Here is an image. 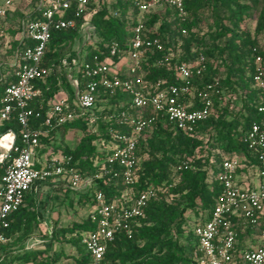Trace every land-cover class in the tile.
<instances>
[{
    "label": "trees",
    "instance_id": "obj_1",
    "mask_svg": "<svg viewBox=\"0 0 264 264\" xmlns=\"http://www.w3.org/2000/svg\"><path fill=\"white\" fill-rule=\"evenodd\" d=\"M32 1V12L22 16L17 28L10 31L11 37L18 35L25 17L37 15L35 6L38 0ZM136 1L89 0L87 11L90 16L87 22L92 31L90 41L83 48L86 58L98 54L102 59L109 57L114 63L125 56L133 27L140 20L144 25L143 36L157 38L161 44L160 50L152 49L146 53L139 71L151 90L157 81L163 82L162 87L180 84L174 73L175 65L195 64L199 57H203L200 63L202 72L191 78V90L196 95L206 85L214 83L222 99H226V95L238 93L240 107L230 112L229 101L220 103L216 96L214 104L219 108L211 117L198 123L192 134L161 122H156L152 130L144 134L137 147L140 162L134 192L138 195L148 186L154 187L156 192L147 200L143 217L137 218L131 225L130 233L118 232L107 245L104 260L109 264H198L194 233L188 229L183 240H179L176 235H180L185 227L200 224L202 215L219 201L221 187L217 174L220 162L224 158L238 156L243 167L237 173L245 175L248 180L258 167L257 152L249 149L242 142V137L249 126L259 120L257 106L264 100V94L252 83L255 58L260 56L264 65V47L257 49L264 35V11L251 34L241 29L240 24L252 12L251 4L258 0H183L186 12L183 19L167 5L141 15ZM207 12L214 30L199 34L195 31L194 22L199 15ZM70 16L71 13H67V17ZM82 20H78V23ZM80 38L79 27L51 32L41 62L48 69V74L43 82L38 81L41 96L34 101L41 111H45L50 100L61 92L68 100L72 99L73 87L66 78L68 67L62 61L76 56L74 45ZM10 42L7 54L12 59L20 44L17 38ZM111 42L119 45V53L115 56H109L105 48ZM13 69L9 65L4 67V75L0 78V97L4 88L15 81L11 76ZM97 99L95 106L100 113L94 125L88 126L85 121L78 120L42 134L36 146L37 154L40 156L49 151L50 155L60 153L69 156L72 166L84 175L99 174L107 169L104 159L109 154L107 146L112 143L109 130L127 132L129 127L119 123L120 113L134 111L122 92L110 95L101 91ZM231 114L230 120L224 118ZM40 124V120L34 122L39 128ZM8 130H12L18 138L19 125L15 118L0 121V135ZM70 131L81 134L73 148L64 143V137ZM183 159H189V166L183 169L180 180L174 182L171 177L174 167ZM6 163L7 160H4L0 164V179ZM35 164L39 165L37 162ZM64 190L69 192L68 189ZM95 191H101L106 201L110 202L122 194L124 186L119 176L110 173L96 178L93 188L70 190L76 196V203L88 208V213L79 222L64 227H50L49 238L52 242L69 244L75 251L72 262L66 264H89L81 236L96 228L95 218L90 211ZM36 200L31 188L25 194L20 208L10 216L9 226L3 231L6 241L1 245L0 252L5 251L6 247L23 243L38 229L41 213ZM187 214H193L195 219L189 222ZM262 222L260 230H264V218ZM259 233L237 227L236 247L244 249L247 239ZM61 257L62 252L49 254L46 250H32L16 255L12 260L24 264H56Z\"/></svg>",
    "mask_w": 264,
    "mask_h": 264
},
{
    "label": "built area",
    "instance_id": "obj_2",
    "mask_svg": "<svg viewBox=\"0 0 264 264\" xmlns=\"http://www.w3.org/2000/svg\"><path fill=\"white\" fill-rule=\"evenodd\" d=\"M89 0H38L34 17H25L18 33L19 48L13 54L9 66H13L9 83L0 97V121L15 118L19 125L18 138L12 130L0 135V164L7 160L0 179V247L6 241L3 231L9 226L10 216L23 204L25 194L37 183L48 184L54 190L58 186L71 191H85L95 186V179L103 174L119 176L124 191L112 201H106L101 191H95L92 212L96 228L83 233L81 244L89 256V264H109L104 260L107 245L120 232L130 233L131 225L143 217L147 200L156 189L146 187L135 195L138 180L139 158L137 147L156 122L166 123L175 129L192 134L197 124L211 117L219 106L214 104L220 91L214 83L208 84L195 95L191 90V78L202 72L203 57L195 64L175 65L174 73L180 84L165 87L157 81L151 87L139 72L145 55L152 49L160 50L157 38L143 36L144 25L139 20L134 25L129 50L125 56L112 63L109 57L93 54L86 58L83 50L91 39L92 28L88 24ZM141 15L167 5L180 19L186 15L183 0H137ZM12 6L11 0L0 3V18L5 17ZM71 13L67 17V13ZM83 19L81 23L78 20ZM79 27L84 41L76 56L62 63L68 67L66 78L73 87V97L68 100L62 93L50 100L45 111L34 105L41 96L38 81H44L48 69L41 65L52 31ZM27 42V44H26ZM109 56L119 53L117 42L105 45ZM256 51V49H254ZM255 88L264 94V65L262 58H255L252 76ZM103 91L110 95L122 92L128 98L134 113L121 112L120 124H126L127 132L109 130L112 143L104 161L108 168L99 174L84 175L71 164V158L60 153L45 155L40 159L36 152L39 137L66 123L82 120L88 126L95 124L100 113L96 108L97 96ZM150 112L151 114H148ZM260 114L243 134L242 142L257 152L258 167L247 181L238 175L243 167L238 156L224 158L219 165L217 181L221 187L219 201L195 224L196 259L198 264H264V230L260 224L264 218V100L257 106ZM40 120V127L34 125ZM36 156L38 158H36ZM48 156V157H46ZM39 165L36 166L35 163ZM189 159H183L174 167L171 177L179 181ZM247 181V182H246ZM237 227L260 232L248 238L244 249L237 248Z\"/></svg>",
    "mask_w": 264,
    "mask_h": 264
},
{
    "label": "rangeland",
    "instance_id": "obj_3",
    "mask_svg": "<svg viewBox=\"0 0 264 264\" xmlns=\"http://www.w3.org/2000/svg\"><path fill=\"white\" fill-rule=\"evenodd\" d=\"M4 0H0L2 3ZM110 1L111 0H107ZM244 4L248 3L247 1H242ZM12 6L7 10L5 17L0 18V78L4 75V67L9 65L11 57L7 54L11 47V40L17 38L11 37L10 31H13L17 28L18 22L22 16H28L33 9L32 0H11ZM252 12L248 17H246L243 22L240 24V28L243 30L253 33L257 20L261 13L264 11V1L258 0L257 3L251 4ZM195 31H198L199 34L206 32H213L214 26L210 18L209 12L201 14L198 16V19L194 22ZM81 40L76 42L74 47L75 49L80 48V44L84 41L83 35H81ZM261 43L257 46V49H262L264 47V35L260 39ZM57 98L61 97V94L56 96ZM229 101L228 110L230 112H235L240 107V99L238 93H233L226 95V99L222 100ZM224 104V103H223ZM231 115H226L224 118L226 120L231 119ZM80 132L70 131L64 137V143L73 148L80 139ZM40 159L45 158V154L39 156ZM36 158H38L36 156ZM41 190L46 191L47 193L36 194L40 199L39 212L46 211L49 208L52 215V226L64 227L70 225L72 222L81 221L88 213V208L79 205L76 203V196L73 192H64L63 187L58 186L57 189H54L51 194L49 193L48 186L46 184L41 185ZM41 194V195H40ZM46 208V209H45ZM187 219L189 222L193 221V214H187ZM44 221L48 220V214L44 212ZM193 226L185 227L182 229L180 235H176L179 240H183L184 234L190 229L193 233ZM50 229L43 225L39 224L38 229L33 231L30 236L23 243L16 244L5 248V251L0 252V264H24L12 258L16 255H20L23 252H28L32 250H46L49 254L54 252H62L63 257L59 259L56 264H66L72 262L73 256H75V251L70 247L69 244L52 242L49 238ZM5 252V253H4Z\"/></svg>",
    "mask_w": 264,
    "mask_h": 264
},
{
    "label": "crops",
    "instance_id": "obj_4",
    "mask_svg": "<svg viewBox=\"0 0 264 264\" xmlns=\"http://www.w3.org/2000/svg\"><path fill=\"white\" fill-rule=\"evenodd\" d=\"M17 39H18V37H17ZM3 77V76H2ZM63 92H61V93H59V94H62ZM64 94V93H63ZM49 154V151H47L46 153H45V155H48ZM41 160H43L42 158H41ZM246 179H247V177H246ZM247 181L249 182L250 180H248L247 179ZM246 181V182H247ZM251 182V181H250ZM41 185H42V183H37L35 186H34V188H32V191H33V194L35 195V197H36V205L37 206H39L40 205V199H39V197L36 195V194H38V193H41L42 192V190H41ZM47 186H48V184H46ZM48 189H49V193L51 194V192L53 191L49 186H48ZM45 193H47L46 191H43L41 194H45ZM40 194V195H41ZM46 209V208H45ZM44 212L45 213H47L48 214V220L47 221H44L43 220V218H44ZM40 213H41V224H43V225H45V226H47L49 229H50V227L52 226V220H53V218H52V215H51V213H50V210H49V208H47V210L45 211H40Z\"/></svg>",
    "mask_w": 264,
    "mask_h": 264
}]
</instances>
